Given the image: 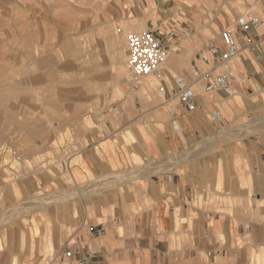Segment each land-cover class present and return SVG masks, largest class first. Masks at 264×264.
<instances>
[{
    "label": "rangeland",
    "instance_id": "rangeland-1",
    "mask_svg": "<svg viewBox=\"0 0 264 264\" xmlns=\"http://www.w3.org/2000/svg\"><path fill=\"white\" fill-rule=\"evenodd\" d=\"M179 1L180 7L188 3ZM206 1L215 15L221 11L232 25L238 16L261 9L255 0ZM143 11L141 0H0V124L6 125L0 133V264H15L12 257L18 259L16 264H69L58 259L63 237L71 238L79 221L91 213L90 204L103 199L115 183L136 177L126 166L116 173L95 175L81 149L87 142L113 136L126 155L125 145L153 128L161 129L158 122L168 120L169 114L160 112L175 100L157 85L170 87L176 75L188 77L190 62L178 53L191 50L192 59L207 45L193 50L191 43L184 45L185 37L167 42L166 55L183 67L170 72L162 64L159 73L152 74L155 86L140 92L147 78L130 82L125 34L149 29ZM259 29L264 31V23ZM218 33L207 22L208 41L217 39ZM29 49L36 85L22 97L12 88V73L18 70L13 59L18 50ZM122 65L124 84L119 83ZM65 66L68 73L61 75ZM230 66L249 73L238 61L232 60ZM261 75L246 79L242 89L221 100L223 106L230 105L227 115L221 111L227 120L221 129L225 137L237 139L264 129ZM197 88L201 91L202 83ZM18 120L41 124L27 129L42 128L57 135L56 142L36 145L13 127ZM96 154L101 158L98 149ZM235 244L251 245L249 238H239ZM250 251L242 256L244 264H264L263 251Z\"/></svg>",
    "mask_w": 264,
    "mask_h": 264
},
{
    "label": "crops",
    "instance_id": "crops-1",
    "mask_svg": "<svg viewBox=\"0 0 264 264\" xmlns=\"http://www.w3.org/2000/svg\"><path fill=\"white\" fill-rule=\"evenodd\" d=\"M180 2L141 0L145 25L162 38L166 52L167 42L182 37L184 45L191 43L193 50L208 45L214 40L208 41L205 35L209 21L218 32L231 28L236 33L234 24L221 11L215 15L208 1L188 0L185 7ZM254 3L261 6L256 13L264 17V0ZM259 28L246 34L253 49L246 46V40H239L241 51L233 62L238 61L249 73L236 71L242 78L236 90L243 88L246 79L264 74V31ZM190 52L178 54L191 65L198 52L192 59ZM16 53L13 64L18 70L12 73V88L23 97L36 85L30 68L33 52ZM67 73L65 66L60 74ZM199 84L194 85L195 110L187 111L172 98L175 102L160 112L169 114L168 120L158 122L162 128H153L125 145L126 155L113 136L83 146L82 159L88 160L95 175L116 173L126 166L134 169L136 177L121 185L115 183L103 199L90 204L91 213L79 221L71 238L63 237L58 253L61 262L244 264L242 256L250 250L264 252V129L237 139L225 137L221 129L227 120L222 114H228L230 105L223 106L221 100L226 94L196 91ZM5 126L0 124V133ZM14 126L38 146L57 137L42 128L27 129L41 127L33 120H18ZM239 238H249L251 245L238 247L235 240ZM67 250L72 252L69 258L64 256Z\"/></svg>",
    "mask_w": 264,
    "mask_h": 264
},
{
    "label": "built area",
    "instance_id": "built-area-1",
    "mask_svg": "<svg viewBox=\"0 0 264 264\" xmlns=\"http://www.w3.org/2000/svg\"><path fill=\"white\" fill-rule=\"evenodd\" d=\"M263 23L264 17L256 13L247 12L238 16L234 20L236 33L231 28L220 30L218 38L210 42L203 50H199L192 59L189 76L173 77L166 94L174 98L187 111L196 109L194 85L199 82L202 83L203 92L221 90L228 97L233 95L237 84L242 81L241 76L230 66V62L241 51L239 40H246V46L253 49L246 34L251 28H259ZM118 31L122 33L121 29ZM125 38L128 45L127 70L130 82L136 84L149 74H158L166 52L162 38L151 29L126 32ZM158 88L159 91L163 89L162 86ZM94 227L89 225L90 230H94ZM71 253V250H67L64 256L69 258ZM84 263V259L77 262V264Z\"/></svg>",
    "mask_w": 264,
    "mask_h": 264
},
{
    "label": "bare ground",
    "instance_id": "bare-ground-1",
    "mask_svg": "<svg viewBox=\"0 0 264 264\" xmlns=\"http://www.w3.org/2000/svg\"><path fill=\"white\" fill-rule=\"evenodd\" d=\"M53 3V2H52ZM9 13V12H8ZM8 15V14H7ZM15 18V17H14ZM140 20V19H139ZM14 55V54H13ZM41 56V55H40ZM164 57V60H163V64L168 68V70L171 72V70H174V71H177V72H180L179 70L183 67V66H181L180 64H176L175 65V63H174V60H172L171 59V57H168L167 55H166V53H165V55L163 56ZM23 59V58H22ZM22 61V60H21ZM20 63V62H19ZM33 66V65H32ZM22 67H23V65H22ZM27 67H28V65H27ZM8 69V68H7ZM9 70V69H8ZM25 70V69H24ZM23 70V71H24ZM123 70H124V67H123V65L122 66H120L119 67V69H118V73H119V83L121 84H124L125 83V75L123 76ZM182 74V73H181ZM15 77V76H14ZM17 77V76H16ZM145 78H147L146 79V82H144L143 83V85H141V87L139 88L140 89V92H143V91H145V90H147V89H150V88H152V87H154L155 86V82H156V80H155V77H154V75H152V74H149L148 76H146ZM144 79V78H143ZM163 79H164V77H163ZM142 81V80H141ZM140 81V82H141ZM163 81H165V80H163ZM139 82V83H140ZM32 83V82H31ZM33 84V83H32ZM31 84V85H32ZM160 84V83H159ZM27 85V84H26ZM30 85V86H31ZM162 87H163V89L160 91V92H164L165 90H167L169 87L168 86H165V85H163V84H160ZM158 86L157 85V89L159 90V88L158 87H161V86ZM167 85V84H166ZM33 86V85H32ZM35 87V86H34ZM31 88H33V87H31ZM31 88H29V89H31ZM195 89H198L197 88V86H196V88ZM32 90V89H31ZM197 91V90H196ZM201 92V91H200ZM38 93V92H37ZM36 93V94H37ZM39 94V93H38ZM203 94V93H202ZM2 96V95H1ZM201 98V97H200ZM201 100H203V99H201ZM158 124H160V123H158ZM126 139H128V137L125 135L124 136ZM124 138V139H125ZM98 154V153H97ZM215 181V180H214ZM219 186V185H218ZM217 186V187H218ZM234 187V186H233ZM4 188V187H3ZM67 214V213H66ZM75 216V215H74ZM67 219V218H66ZM68 220V219H67ZM66 221V220H65ZM38 229V228H37ZM35 230V229H34ZM37 232H38V230H37ZM18 236H20V235H18ZM24 236V242H23V244L22 245H24L25 244V235H23ZM20 238V237H19ZM18 238V239H19ZM22 239V238H21ZM20 240V239H19ZM18 240V241H19ZM13 243H14V241H13ZM18 244H20V242L18 243ZM38 244V243H37ZM51 245V244H50ZM21 246V245H20ZM39 246V245H38ZM49 246V243L47 244V247ZM29 247V246H28ZM27 247V248H28ZM12 257V256H11ZM11 260H12V262L13 263H18V259L17 258H15V257H12L11 258Z\"/></svg>",
    "mask_w": 264,
    "mask_h": 264
}]
</instances>
